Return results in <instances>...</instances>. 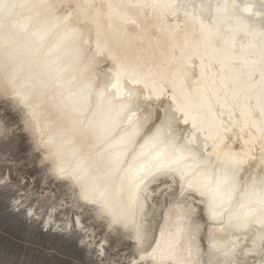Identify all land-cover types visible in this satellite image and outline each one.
I'll list each match as a JSON object with an SVG mask.
<instances>
[{"label": "bare ground", "instance_id": "bare-ground-1", "mask_svg": "<svg viewBox=\"0 0 264 264\" xmlns=\"http://www.w3.org/2000/svg\"><path fill=\"white\" fill-rule=\"evenodd\" d=\"M8 2L0 91L72 196L19 198L13 213L109 264H261L264 36L250 31L264 28V0ZM57 167L127 226L110 227ZM113 236L131 256L109 255Z\"/></svg>", "mask_w": 264, "mask_h": 264}, {"label": "rangeland", "instance_id": "rangeland-1", "mask_svg": "<svg viewBox=\"0 0 264 264\" xmlns=\"http://www.w3.org/2000/svg\"><path fill=\"white\" fill-rule=\"evenodd\" d=\"M15 105L9 98L0 107V258L5 264H109L104 257L89 255L69 236L51 233L43 226L33 228L13 213L16 204H21L19 198H29L26 206L43 205L42 198L48 196H54L52 201L59 205H72L67 186L51 177V165L43 163V154L35 146L32 125ZM118 240L110 239L109 255L120 251V255L131 256L130 243Z\"/></svg>", "mask_w": 264, "mask_h": 264}, {"label": "snow or ice", "instance_id": "snow-or-ice-1", "mask_svg": "<svg viewBox=\"0 0 264 264\" xmlns=\"http://www.w3.org/2000/svg\"><path fill=\"white\" fill-rule=\"evenodd\" d=\"M17 5L15 3H9L8 0H0V12H3L5 9L8 8H15ZM97 47H99V43H97ZM111 58V57H109ZM92 62L96 63V58L93 56L92 57ZM261 77L262 80H264V69L261 70ZM117 78H119V74H117ZM147 86V84L145 85ZM153 91L156 93L157 98L163 94V90L157 89L155 86L153 87ZM9 99V94L5 90L4 92H0V107L3 106V104ZM187 115V113H186ZM261 115L264 116V104L261 105ZM187 119H185V123H187ZM139 171V170H137ZM56 174L59 177L69 179L73 182L74 185H79L80 187V192H79V197L81 200L85 201L88 204L92 205H98L97 208V214L99 216L103 217H108L110 218V227L112 225H119L121 223H124L125 226H127V222L124 220L122 216H118L115 213L112 212L111 208L102 201L100 196H95L92 194V192L83 184L81 183V178L79 176H76L73 173H66L63 168L57 167L55 169ZM136 180V187L138 188L141 183H143L144 177H139L135 176L133 177ZM102 196V194H101ZM261 204L264 205V197L261 199ZM213 209V217H215V205L213 204L212 206ZM31 215V213H29ZM261 215L264 216V207L261 209ZM248 223V218L244 217L241 219L240 223L237 225L238 227H243ZM262 225H264V220L261 221ZM28 241H22V243H27ZM262 255H264V236H262ZM0 264H5V261L0 258ZM12 264H15V262H12ZM261 264H264V259L261 260Z\"/></svg>", "mask_w": 264, "mask_h": 264}, {"label": "clouds", "instance_id": "clouds-1", "mask_svg": "<svg viewBox=\"0 0 264 264\" xmlns=\"http://www.w3.org/2000/svg\"><path fill=\"white\" fill-rule=\"evenodd\" d=\"M248 4L254 8L255 0H248ZM260 36H264V28H258V30L250 31Z\"/></svg>", "mask_w": 264, "mask_h": 264}]
</instances>
